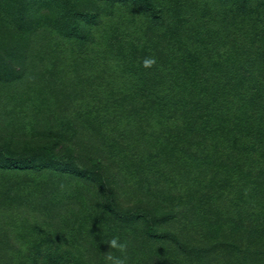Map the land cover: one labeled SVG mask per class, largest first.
<instances>
[{"label":"rangeland","instance_id":"1","mask_svg":"<svg viewBox=\"0 0 264 264\" xmlns=\"http://www.w3.org/2000/svg\"><path fill=\"white\" fill-rule=\"evenodd\" d=\"M114 236L264 264V0H0V264Z\"/></svg>","mask_w":264,"mask_h":264},{"label":"clouds","instance_id":"2","mask_svg":"<svg viewBox=\"0 0 264 264\" xmlns=\"http://www.w3.org/2000/svg\"><path fill=\"white\" fill-rule=\"evenodd\" d=\"M156 64L155 57H146L142 61V65L145 68H151ZM63 188V185H61ZM107 244L108 250L104 252L105 264H128V247L129 243L121 241L119 236H114L111 239L104 241ZM118 252L119 255H115L114 251Z\"/></svg>","mask_w":264,"mask_h":264},{"label":"trees","instance_id":"3","mask_svg":"<svg viewBox=\"0 0 264 264\" xmlns=\"http://www.w3.org/2000/svg\"><path fill=\"white\" fill-rule=\"evenodd\" d=\"M178 103H175V105H176V108H175V106H174V104L173 105H171V111L170 112H173V111H177V112H179L181 109H182V112H185V111H183V109H184V107H181L182 106V104L180 103L179 105H177ZM168 108V107H167ZM189 114V113H188ZM150 224L148 223V225H147V229H149L150 230V226H149Z\"/></svg>","mask_w":264,"mask_h":264}]
</instances>
